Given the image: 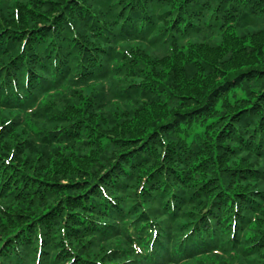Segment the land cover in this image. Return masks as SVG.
Wrapping results in <instances>:
<instances>
[{
	"label": "trees",
	"instance_id": "1",
	"mask_svg": "<svg viewBox=\"0 0 264 264\" xmlns=\"http://www.w3.org/2000/svg\"><path fill=\"white\" fill-rule=\"evenodd\" d=\"M0 264H264V0H0Z\"/></svg>",
	"mask_w": 264,
	"mask_h": 264
}]
</instances>
